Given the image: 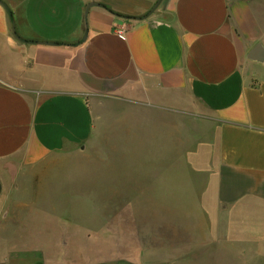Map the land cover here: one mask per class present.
Instances as JSON below:
<instances>
[{
    "label": "crops",
    "instance_id": "obj_1",
    "mask_svg": "<svg viewBox=\"0 0 264 264\" xmlns=\"http://www.w3.org/2000/svg\"><path fill=\"white\" fill-rule=\"evenodd\" d=\"M2 1L13 23L0 3V264H168L82 246L98 235L71 185L89 161L59 154L82 147L109 97L135 106L131 116L179 96L204 110L224 243L251 258L249 238L264 243V60L249 57L264 51V0ZM61 169V206L40 204L38 187Z\"/></svg>",
    "mask_w": 264,
    "mask_h": 264
},
{
    "label": "rangeland",
    "instance_id": "obj_2",
    "mask_svg": "<svg viewBox=\"0 0 264 264\" xmlns=\"http://www.w3.org/2000/svg\"><path fill=\"white\" fill-rule=\"evenodd\" d=\"M176 98H170L173 106L142 103L144 111L134 116L129 109L135 106L105 98L82 147L59 154L89 161L78 177L81 182L71 185L83 198V223L98 235L97 242L83 248L98 256L138 255L168 264H264L258 254L264 243L249 238L248 259L226 247L229 229L218 221L224 211L210 178L215 129L194 101ZM60 171L46 187H38L48 196H41L40 204L49 199L48 204L61 206L58 190L51 191L66 180L65 170ZM240 245L233 243L232 251L239 253Z\"/></svg>",
    "mask_w": 264,
    "mask_h": 264
},
{
    "label": "water",
    "instance_id": "obj_3",
    "mask_svg": "<svg viewBox=\"0 0 264 264\" xmlns=\"http://www.w3.org/2000/svg\"><path fill=\"white\" fill-rule=\"evenodd\" d=\"M0 3L4 6V8H5V10H6L7 14H8V16H9V19H10L11 23H13L12 14H11V11H10L9 7H8V6L6 5V3H4L2 0H0ZM157 4H158V2L155 3L154 7H156ZM93 5H97V3H96V2H89V3H87V5H86V7H85V12H87L88 8H89L90 6H93ZM87 31H88V30H87V28H86V29L84 30V32H83V35H82L80 41H79L78 43L83 42V41L86 39ZM14 35H15V37H16L19 41H21V42H28V43H41V44H48V45H55V44H56L55 42H52V41H34V40H26V39H23V38H21L20 36H18L15 32H14ZM249 57H250V58L257 59V60H264V51H263V49L260 47V45H255V46L253 47V49H252V51H251Z\"/></svg>",
    "mask_w": 264,
    "mask_h": 264
}]
</instances>
